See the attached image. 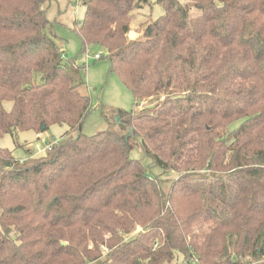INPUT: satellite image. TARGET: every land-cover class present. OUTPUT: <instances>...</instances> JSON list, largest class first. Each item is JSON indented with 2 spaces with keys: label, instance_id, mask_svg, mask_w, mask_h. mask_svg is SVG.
I'll list each match as a JSON object with an SVG mask.
<instances>
[{
  "label": "trees",
  "instance_id": "trees-1",
  "mask_svg": "<svg viewBox=\"0 0 264 264\" xmlns=\"http://www.w3.org/2000/svg\"><path fill=\"white\" fill-rule=\"evenodd\" d=\"M149 1L82 3V51L151 105L84 135L85 67L47 0H0V138L68 129L38 157L0 148V264H264V0H154L163 15L130 39Z\"/></svg>",
  "mask_w": 264,
  "mask_h": 264
},
{
  "label": "rangeland",
  "instance_id": "rangeland-1",
  "mask_svg": "<svg viewBox=\"0 0 264 264\" xmlns=\"http://www.w3.org/2000/svg\"><path fill=\"white\" fill-rule=\"evenodd\" d=\"M83 1L47 0L44 9H46L47 18L51 22L48 31L52 32L59 39L58 42L64 51V60H75L77 66L85 67L75 74L77 83L81 79L84 81V85L78 87L79 92L89 96L91 106V112L86 117L81 132L84 135H93L109 127L119 129L121 126L118 124L120 120H115L118 113L139 112L142 109H144L145 113H148L150 112L148 109L151 105L150 101H147L142 104L143 108L134 107V99L131 91L121 82L116 74L110 72L109 62L103 57L98 61L93 60L95 54H103L100 48L90 46L85 51H82V45L74 32V27L75 22L81 21L83 18ZM178 1L184 3L186 0ZM200 14V10L194 7L189 10L190 18H195ZM162 15L163 11L161 7L155 4L154 0H150L136 15L128 37L135 38L138 36L135 30L145 19L156 20ZM85 55H87V60L85 59ZM3 105L6 109L11 107V104L8 102H4ZM111 114L113 115V120L110 117ZM113 122L115 123L114 126L112 125ZM240 123L241 121L233 122L228 127V131L233 132L239 127ZM67 130L66 126L54 125L40 135H36L31 131H13L12 134L4 135L0 138V148L7 149L16 159L24 160L29 156L38 157L43 155L42 151L45 146L55 143L67 133ZM74 134L72 133V135ZM130 142V157L136 160L142 159L140 150L133 144V141ZM169 264L185 263L183 262V257L178 255ZM190 264L196 263L193 261Z\"/></svg>",
  "mask_w": 264,
  "mask_h": 264
},
{
  "label": "built area",
  "instance_id": "built-area-1",
  "mask_svg": "<svg viewBox=\"0 0 264 264\" xmlns=\"http://www.w3.org/2000/svg\"><path fill=\"white\" fill-rule=\"evenodd\" d=\"M101 57H102V54L101 53L100 54H95L93 56V60L94 61H98L99 59H101ZM85 59L87 60V55H85ZM51 146H52V144H49V145L45 146L44 149H43V151H42L43 154L45 153V151L50 150L51 149Z\"/></svg>",
  "mask_w": 264,
  "mask_h": 264
},
{
  "label": "water",
  "instance_id": "water-1",
  "mask_svg": "<svg viewBox=\"0 0 264 264\" xmlns=\"http://www.w3.org/2000/svg\"><path fill=\"white\" fill-rule=\"evenodd\" d=\"M119 119H120V115H119V113H118L117 116H116V118H115V120H119ZM118 124L121 125V124H120V121H119ZM130 136H131V131L128 130V133H127V135H126V137H125V141H127V139H128Z\"/></svg>",
  "mask_w": 264,
  "mask_h": 264
},
{
  "label": "crops",
  "instance_id": "crops-1",
  "mask_svg": "<svg viewBox=\"0 0 264 264\" xmlns=\"http://www.w3.org/2000/svg\"><path fill=\"white\" fill-rule=\"evenodd\" d=\"M132 34H133V32H132ZM133 35H135V34H133ZM136 38V37H135ZM130 39H134V38H130Z\"/></svg>",
  "mask_w": 264,
  "mask_h": 264
}]
</instances>
